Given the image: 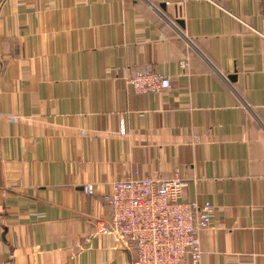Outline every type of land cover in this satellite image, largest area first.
<instances>
[{"label": "crops", "instance_id": "crops-1", "mask_svg": "<svg viewBox=\"0 0 264 264\" xmlns=\"http://www.w3.org/2000/svg\"><path fill=\"white\" fill-rule=\"evenodd\" d=\"M176 172L202 264H264V0H0V264H135L107 197Z\"/></svg>", "mask_w": 264, "mask_h": 264}, {"label": "built area", "instance_id": "built-area-1", "mask_svg": "<svg viewBox=\"0 0 264 264\" xmlns=\"http://www.w3.org/2000/svg\"><path fill=\"white\" fill-rule=\"evenodd\" d=\"M129 84L136 93L149 95L171 88L172 81L148 71ZM186 187L178 172L162 180L131 175L117 180L107 197L112 218L97 220L98 233L127 241L137 253L135 264H202L200 233L211 225L214 207L186 200ZM84 191L94 193L92 186Z\"/></svg>", "mask_w": 264, "mask_h": 264}, {"label": "water", "instance_id": "water-1", "mask_svg": "<svg viewBox=\"0 0 264 264\" xmlns=\"http://www.w3.org/2000/svg\"><path fill=\"white\" fill-rule=\"evenodd\" d=\"M231 79H235L234 77H231Z\"/></svg>", "mask_w": 264, "mask_h": 264}]
</instances>
